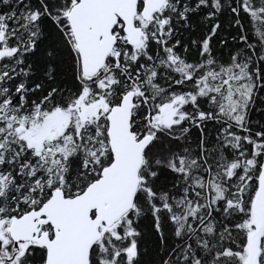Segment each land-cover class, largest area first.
Here are the masks:
<instances>
[{"label": "snow or ice", "instance_id": "snow-or-ice-1", "mask_svg": "<svg viewBox=\"0 0 264 264\" xmlns=\"http://www.w3.org/2000/svg\"><path fill=\"white\" fill-rule=\"evenodd\" d=\"M0 264H264V0H0Z\"/></svg>", "mask_w": 264, "mask_h": 264}]
</instances>
